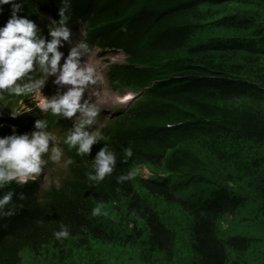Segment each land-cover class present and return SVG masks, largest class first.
Instances as JSON below:
<instances>
[{"label":"trees","instance_id":"16d2710c","mask_svg":"<svg viewBox=\"0 0 264 264\" xmlns=\"http://www.w3.org/2000/svg\"><path fill=\"white\" fill-rule=\"evenodd\" d=\"M61 6L63 0H27L19 15L47 43ZM2 9L0 26L11 5ZM66 15L70 33L85 25L81 41L126 56L106 73L113 89L147 90L106 116L96 148L105 141L117 162L103 186L90 182L80 163L88 157L93 166L96 151L78 155L63 143L77 174L60 186L63 207H42L38 181L0 190L15 191L17 209L0 220V264H19L25 250L39 256L46 248L64 260L66 245L83 264H264V0H72ZM42 74L34 65L20 84ZM0 95V138L38 131L36 121L51 117L61 130V117L37 108L14 117L19 100H28ZM178 142L186 147L166 170L181 176L157 181L137 174L117 183L141 165L160 167L163 151ZM126 147L133 155L123 162ZM104 190L124 205L134 240L90 217L99 204L109 208ZM60 224L70 235L57 240Z\"/></svg>","mask_w":264,"mask_h":264},{"label":"clouds","instance_id":"9594fccd","mask_svg":"<svg viewBox=\"0 0 264 264\" xmlns=\"http://www.w3.org/2000/svg\"><path fill=\"white\" fill-rule=\"evenodd\" d=\"M26 3L27 0H19V2L17 0H0V13L3 11V5H11L9 19L3 26H0V90H6L8 95L14 97L31 96L36 100V105L42 112H50L52 116L72 118L79 112L81 116L77 118L78 122L73 124V130L66 136L63 143L68 146L69 150L75 148L78 155H86L90 153L91 146L95 142L103 139L100 130L93 131L91 134L85 130L98 123L97 118L101 114V108L96 102L81 103L85 89L89 85H96L101 79L95 64V52L81 66V50L86 55L91 50L88 41H80L77 47L70 50L62 67L58 68L63 54L57 49L69 48L66 41L69 40L71 33L67 26L69 16L66 15V12L71 6L72 0H63V6L59 9L58 26L50 29L52 39L47 43L44 39L38 38L35 23L29 18L19 15ZM34 65H39L44 73L50 75L59 70L60 75L56 82L72 87L59 98L54 96L51 99L45 98L41 94V87L45 82L43 78L33 80L29 76L30 83L23 85L18 83L26 74L33 71ZM144 92L141 88L133 96L131 94L124 97L117 96L116 103H128L134 96L142 95ZM3 96L0 95V98ZM20 104L23 105V100L20 101ZM27 107H31L30 110L35 108L29 105ZM21 112L22 108L17 107L13 111V116L15 117ZM47 125L48 121H36L35 127L42 131L33 130L34 134L31 139L27 134L0 138V190L13 182L23 186L29 181L36 180L42 174V165L46 163L41 159L42 154L48 153V159L53 163L61 162L63 149L56 146V135L43 131ZM11 128L16 130V127ZM66 128L68 127L66 126ZM50 141L53 142L51 149H49ZM132 155L131 147L124 148L123 162H126ZM83 158L85 157H81L80 160ZM116 162L115 152L109 147L102 148L95 157L94 172L87 173L88 180L95 183L103 181L106 176L113 173ZM72 163L71 159H67L63 166L67 167ZM138 172L139 169H134L117 176V183L123 184L134 179ZM14 195L15 191L13 190L0 195V220L16 214L17 209L12 204ZM18 199L24 200L25 195L21 193ZM91 215L94 217L107 215V212L104 210V206L99 204L93 208ZM69 235L68 226L64 224H60L59 231L54 232L57 240L66 239Z\"/></svg>","mask_w":264,"mask_h":264},{"label":"rangeland","instance_id":"374dc122","mask_svg":"<svg viewBox=\"0 0 264 264\" xmlns=\"http://www.w3.org/2000/svg\"><path fill=\"white\" fill-rule=\"evenodd\" d=\"M85 25H81L78 27L74 32L71 33L69 37V41L66 42L69 48H58L57 50L60 51L63 55L61 57V61L59 62V67H62L65 60L67 59L70 50L74 47H77V45L80 43L82 35L84 33ZM91 52L86 55L83 53V50H81L82 55L80 57L81 60V66L84 65L85 62L89 60V56L95 52V64L97 67V71L101 76V79L97 82L96 85H89L83 94L81 103L83 104L85 101H88L89 103L96 102L98 106L101 108V116H99L98 123L90 126L89 128L85 129L86 131L91 134L93 131L100 130V132L105 127V124L107 122V117L112 118L113 116L117 115V108H124L126 109L129 104L134 102L137 98H140L142 95L134 96V98L129 101L128 103H116V97H124L127 94H133L139 90L138 87H124L122 89H113L108 82L107 78V71L111 67L110 65L114 64H122L124 59L126 58L124 54L121 51H117L116 53L108 52V53H101V51L97 48L92 47L89 45ZM110 66V67H109ZM60 75L59 70L54 74H48L44 73L40 78H32L33 80L36 79H44L45 82L43 86L41 87V94L45 98H54L56 96L59 98L63 94H66V92L72 87L71 85H67L64 83H57V79ZM21 81V80H20ZM18 81V83H20ZM29 79V83H30ZM27 102L23 105L20 104L19 100V107L22 108V112L30 111L31 107L34 106L35 108L39 109L36 105V100H34L31 96H26ZM3 108L0 107V110ZM16 109V108H15ZM14 109V110H15ZM12 110V112L14 111ZM111 110L110 113H108ZM81 114L78 112L76 115L72 118H66L61 117V130L56 125L55 119L51 117L53 120L52 123L48 121V125L43 131L52 132L54 135L57 136V142L56 146L61 147L63 149V156L61 159V162L59 164L53 163L48 159L49 154L45 153L42 154L41 159L45 160L46 163L42 165V174L36 178L34 181H29L30 183H35L38 181V183L41 185V192H39L38 201L42 202V207L46 206L47 204L51 203L52 205L56 207H63L61 202L63 201V195L61 193L60 186L68 180H76L77 174L73 168V163L68 165L67 167H64V162L69 159L68 156L65 153V149L63 146V140H62V134H64V138L68 135L67 131H72L74 128L73 124H76L78 122V117H80ZM147 123H156V121H148ZM66 126L68 128H66ZM12 132H15V128H11ZM36 132L42 131L39 129ZM34 132H29V138L31 139ZM53 147V142H49V149ZM74 149V148H73ZM172 152H174L175 149L171 148ZM96 151V142L91 146V151L87 155H93ZM171 156H164L165 159L170 158ZM161 171L162 169H157ZM139 173L144 176H151L146 168H143L139 170ZM41 210V209H40ZM227 219H230L229 217H226ZM252 233L255 232V230L251 231ZM44 256H35L33 253H29L28 250H25V253L20 254V264H51L52 259V253L51 248H46L43 253ZM44 258V259H43ZM57 263H60L62 260H60L59 256H56L55 258Z\"/></svg>","mask_w":264,"mask_h":264},{"label":"bare ground","instance_id":"6f19581e","mask_svg":"<svg viewBox=\"0 0 264 264\" xmlns=\"http://www.w3.org/2000/svg\"><path fill=\"white\" fill-rule=\"evenodd\" d=\"M126 96V95H125Z\"/></svg>","mask_w":264,"mask_h":264},{"label":"snow or ice","instance_id":"6c2138e0","mask_svg":"<svg viewBox=\"0 0 264 264\" xmlns=\"http://www.w3.org/2000/svg\"><path fill=\"white\" fill-rule=\"evenodd\" d=\"M131 99V98H130Z\"/></svg>","mask_w":264,"mask_h":264}]
</instances>
